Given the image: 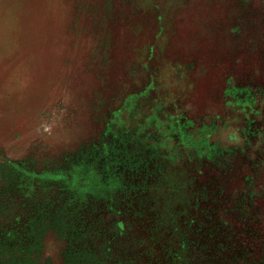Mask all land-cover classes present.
Returning <instances> with one entry per match:
<instances>
[{"label": "rangeland", "instance_id": "374dc122", "mask_svg": "<svg viewBox=\"0 0 264 264\" xmlns=\"http://www.w3.org/2000/svg\"><path fill=\"white\" fill-rule=\"evenodd\" d=\"M0 264H264V0H0Z\"/></svg>", "mask_w": 264, "mask_h": 264}]
</instances>
